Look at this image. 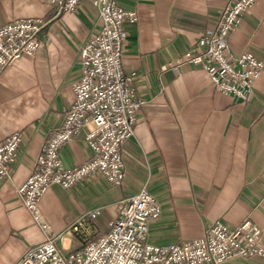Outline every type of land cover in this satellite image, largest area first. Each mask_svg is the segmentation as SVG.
Returning <instances> with one entry per match:
<instances>
[{
	"label": "crops",
	"instance_id": "0c3cea01",
	"mask_svg": "<svg viewBox=\"0 0 264 264\" xmlns=\"http://www.w3.org/2000/svg\"><path fill=\"white\" fill-rule=\"evenodd\" d=\"M231 0H116L136 11L125 22L123 71L147 100L132 138L121 146L125 180L113 187L101 174L70 189L54 185L40 210L52 233L71 232L77 249L105 235L120 202L145 188L161 206L149 225L150 242L171 247L196 240L217 221L233 229L252 220L264 227V70L248 105L217 92L199 67L180 58L218 22ZM42 18L41 48L0 70V143L20 133L23 142L11 178L0 186V264H16L44 239L17 195L31 176L43 145L61 128L74 103L80 50L93 34L98 10L82 0L76 13L57 15L48 0H0V27L14 20ZM230 47L264 62V0L256 1L234 29ZM86 131L60 152L67 168L92 156ZM102 208L96 219L88 212ZM76 249V250H77ZM227 264H264V258Z\"/></svg>",
	"mask_w": 264,
	"mask_h": 264
},
{
	"label": "built area",
	"instance_id": "2783aa9c",
	"mask_svg": "<svg viewBox=\"0 0 264 264\" xmlns=\"http://www.w3.org/2000/svg\"><path fill=\"white\" fill-rule=\"evenodd\" d=\"M57 15L76 13L82 0H48ZM98 10L96 28L80 50L79 78L73 83L75 100L42 149L31 176L17 188V195L35 222L45 232L44 239L31 246L16 264H227L238 259L264 258V227L247 219L230 229L217 221L207 226L196 240L162 247L150 242L149 225L161 216L157 199L145 188L120 202L118 217L108 232L82 248L64 253L58 247L72 230L54 234L42 219L40 203L54 185L70 189L96 174L110 185L120 187L125 180L121 146L133 137L138 115L147 100L140 97L132 78L123 71L127 45L125 22L136 23V11L120 7L116 0H87ZM258 0H231L220 12L208 34L181 58V64L201 68L213 88L248 105L264 62L249 52L235 54L230 37L243 14ZM47 21L42 18L14 20L0 27V70L23 56H34L41 48L40 34ZM81 131L92 156L78 167L67 168L60 157L62 148ZM23 142L20 133L0 143V186L11 178L12 165ZM102 208L88 212L96 219Z\"/></svg>",
	"mask_w": 264,
	"mask_h": 264
},
{
	"label": "rangeland",
	"instance_id": "374dc122",
	"mask_svg": "<svg viewBox=\"0 0 264 264\" xmlns=\"http://www.w3.org/2000/svg\"><path fill=\"white\" fill-rule=\"evenodd\" d=\"M74 239V237H71V234H68L62 243H58V247L62 252L70 253L77 249Z\"/></svg>",
	"mask_w": 264,
	"mask_h": 264
}]
</instances>
